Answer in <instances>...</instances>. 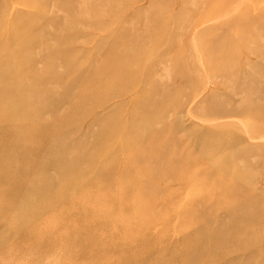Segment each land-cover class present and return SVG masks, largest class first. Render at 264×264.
I'll return each mask as SVG.
<instances>
[{
    "label": "rangeland",
    "instance_id": "obj_1",
    "mask_svg": "<svg viewBox=\"0 0 264 264\" xmlns=\"http://www.w3.org/2000/svg\"><path fill=\"white\" fill-rule=\"evenodd\" d=\"M0 264H264V0H0Z\"/></svg>",
    "mask_w": 264,
    "mask_h": 264
}]
</instances>
